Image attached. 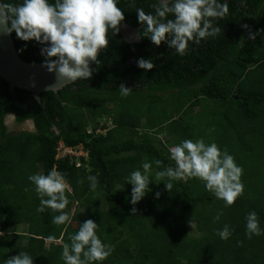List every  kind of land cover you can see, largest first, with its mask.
Masks as SVG:
<instances>
[{"label": "trees", "instance_id": "obj_1", "mask_svg": "<svg viewBox=\"0 0 264 264\" xmlns=\"http://www.w3.org/2000/svg\"><path fill=\"white\" fill-rule=\"evenodd\" d=\"M157 2L118 0L125 20L117 35L109 32V46L100 52V65H91L90 80L41 92L37 101L30 91H11L0 78V264L20 252L29 254L33 264H65L63 244L70 243V236L88 219L98 225L101 241L113 249L106 260L93 264H264V194L252 201L241 195L235 201L249 213L256 212L262 234L249 238L248 214L240 222L236 215L227 240L217 232L228 224L220 225L212 217L205 222L209 226H201L199 206L212 203L215 195L195 191L197 178L172 181L173 189L163 200L161 194L156 197L159 191L150 180L151 192L136 205H124L131 200L128 177L135 170L143 172V163L152 164L150 172L175 167L170 149L194 140V120L208 115L204 102H211L213 108L226 106L246 117L247 123L264 125V40L258 39L264 38V0H220L229 9L223 19L213 21L221 32L199 44L190 41L183 56L167 43L156 46L140 37L144 28L136 10L154 14L152 5ZM124 25L137 29L138 40L123 37ZM11 36L23 61L44 62V45L21 41L15 32ZM141 57L151 59L155 67L139 68ZM121 83L132 89L128 95L121 94ZM10 114L16 124L31 120L35 131L7 132L5 120ZM108 119L110 125L101 124ZM60 143L82 146L87 157L79 158L80 166L71 163L69 156L56 158ZM250 151L246 146V153ZM156 160L162 162L159 168ZM53 168L65 175L68 200L79 207L75 215L70 213V202L63 210L77 221L75 227L70 222L54 223L53 217L60 213L52 209L37 211L40 197L28 177L47 175ZM90 175L98 178L94 191ZM133 207L136 215L131 214ZM19 226L25 230L19 231ZM189 227L194 234L206 231L207 237L191 238ZM211 237L216 239H207ZM247 252L251 258L246 261Z\"/></svg>", "mask_w": 264, "mask_h": 264}, {"label": "clouds", "instance_id": "obj_2", "mask_svg": "<svg viewBox=\"0 0 264 264\" xmlns=\"http://www.w3.org/2000/svg\"><path fill=\"white\" fill-rule=\"evenodd\" d=\"M152 7L154 14L145 13L142 8L136 10L138 22L144 28L143 35H138L149 38L156 46L167 43L181 56L186 54L190 41L199 44L201 40L217 36L221 29L213 21L223 19L229 11L227 2L221 3L220 0H158ZM169 16L173 18L169 19ZM124 20L118 0H54V3L49 0H23L22 4L0 3V31L8 35L15 32L21 41H36L44 45L41 48V55L45 57L43 66L66 83L92 78L94 70L90 62L100 65L98 57L101 50L109 46V32L117 35ZM250 38L255 37L250 34ZM137 66L150 71L155 64L151 59L141 57ZM119 90L122 95L132 91L123 83L119 85ZM91 132L88 128L87 133ZM170 156L175 167H165L156 173V178L164 182L167 191L172 190V181L197 178L204 182L207 191L223 200L226 206L233 205L243 195V169L227 150L221 151L216 143L206 144L203 139L195 142L184 140L171 147ZM161 164L160 160L155 161L158 168ZM142 168L143 172L135 170L127 180L132 185V205L151 192L149 173L152 164L145 162ZM28 179L35 185L40 197L37 211L42 213L45 209H52L60 213L53 217L54 223L68 222L70 218L63 211L69 203L66 195L69 185L65 175L53 168L47 175L34 174ZM88 180L94 191L98 187V178L90 175ZM159 196L157 192L156 197ZM136 213L137 209L133 207L131 214ZM220 215L218 213L214 220L218 221ZM97 227L92 219H88L70 236L71 242L63 244L62 258L65 264H93L111 255L113 249L98 237ZM246 230L249 238L262 234L255 211L246 217ZM231 234L228 225L218 231L224 240ZM0 235L3 233L0 232ZM4 264H33V258L26 252H20L6 259Z\"/></svg>", "mask_w": 264, "mask_h": 264}, {"label": "rangeland", "instance_id": "obj_3", "mask_svg": "<svg viewBox=\"0 0 264 264\" xmlns=\"http://www.w3.org/2000/svg\"><path fill=\"white\" fill-rule=\"evenodd\" d=\"M123 27V26H122ZM134 31V30H133ZM259 35H261L259 33ZM134 37H132L133 39ZM259 40H264V38H258ZM257 39V40H258ZM257 47L261 50L260 44L257 42ZM264 48V45L263 47ZM207 105L205 107L208 115H202L200 117L201 121H195V134L193 142L198 139H203L206 144L216 143L221 151L227 150L228 154L232 155L235 159V163L243 169V174L241 176V181L244 185V193L243 199L247 201H252L261 195L264 194V125L260 122H251L247 123L248 119L246 117H242L241 114L236 111H228V107L226 106H210L211 102H204ZM200 108V107H199ZM198 108H195L194 112H197ZM258 113V112H257ZM197 115V114H196ZM262 119V117H261ZM12 117L8 115L6 117V124L9 125ZM264 122V121H263ZM110 119L106 121H101V124H106V126L110 125ZM29 120L16 127V130L27 129L30 130ZM12 127V125H10ZM104 132V131H103ZM246 146L251 147L250 153H246ZM61 153V152H60ZM75 153L79 156H75L74 160H78L80 157H83L84 152L82 148H78ZM155 171H151L149 174L151 179L153 180L154 187L161 194L160 198L166 199L169 191L165 189V184L163 181L156 178ZM173 189V188H172ZM195 191L204 192L209 195V191L206 190L205 184L203 181L197 179ZM70 192V188L68 190ZM212 203L202 204L199 206V214L201 222V226L203 229L209 226L208 222L210 218L216 217L218 213H221L220 219L218 223L220 225L228 224V226L234 222L235 216L241 217L238 219L240 222L247 214H249L247 208L235 205V203L231 206H226L223 200L217 199L215 196ZM70 202V213L77 214L79 212V207L76 205L75 201ZM126 207L130 206V200L124 202ZM67 209V206H66ZM76 217V216H75ZM208 218V220H207ZM75 227L76 222L74 219L68 221V223ZM206 224V225H205ZM19 231H24V226L18 227ZM196 230V229H195ZM188 235L200 239L207 237L206 231L200 234H194L193 228H188ZM197 231V230H196ZM218 233V232H217ZM218 235V234H217ZM208 240H215L216 237L207 238ZM251 242L249 239L247 244ZM226 243V242H225ZM225 247H223V252L225 251ZM241 253H245L242 251ZM245 254L246 261L251 258V254ZM226 257L230 256L228 254ZM227 262V261H226ZM231 261H228V263ZM246 262H243L245 264ZM226 264V263H225ZM242 264V263H241Z\"/></svg>", "mask_w": 264, "mask_h": 264}, {"label": "water", "instance_id": "obj_4", "mask_svg": "<svg viewBox=\"0 0 264 264\" xmlns=\"http://www.w3.org/2000/svg\"><path fill=\"white\" fill-rule=\"evenodd\" d=\"M0 3H2L0 1ZM93 62H90V67ZM0 78H3L12 91L14 88L30 91L35 100L40 101V93L58 91L66 83L63 78L47 71L43 63L23 61L17 54L13 38L0 31ZM13 119V115L10 114ZM32 125V121L29 120Z\"/></svg>", "mask_w": 264, "mask_h": 264}, {"label": "flooded vegetation", "instance_id": "obj_5", "mask_svg": "<svg viewBox=\"0 0 264 264\" xmlns=\"http://www.w3.org/2000/svg\"><path fill=\"white\" fill-rule=\"evenodd\" d=\"M121 33H122L123 37L127 41L138 40L137 29H133V28H130V27L124 25V27L121 28ZM132 37H134V38L132 39ZM26 121H28V120H26ZM26 121H24L23 123H25ZM23 123L16 124L15 123V119L13 117V119L10 120L9 125H7L6 124V120H5V125L7 127V132H10V133H14L15 132V133H17V132H21V131H31V132L35 131V127L33 125V122H32V125L30 127L26 125V128L29 127L30 130H27V129L16 130V127L19 126V125H22ZM10 125H12V127H10Z\"/></svg>", "mask_w": 264, "mask_h": 264}, {"label": "built area", "instance_id": "obj_6", "mask_svg": "<svg viewBox=\"0 0 264 264\" xmlns=\"http://www.w3.org/2000/svg\"><path fill=\"white\" fill-rule=\"evenodd\" d=\"M82 148V146H76V147H74V148H69V147H65V146H63V144L62 143H60L59 145H58V148H57V155H56V158H64V157H67V156H69V158H70V161L71 162H74L75 163V166L76 167H78V166H80L81 164H80V161H79V159L77 160H74V158H75V156H78L76 153H75V151L78 149V148ZM83 150V149H82ZM61 152V153H60ZM83 152H84V156L83 157H87V154H86V152L83 150ZM79 157V156H78Z\"/></svg>", "mask_w": 264, "mask_h": 264}, {"label": "bare ground", "instance_id": "obj_7", "mask_svg": "<svg viewBox=\"0 0 264 264\" xmlns=\"http://www.w3.org/2000/svg\"><path fill=\"white\" fill-rule=\"evenodd\" d=\"M127 29V28H126Z\"/></svg>", "mask_w": 264, "mask_h": 264}]
</instances>
